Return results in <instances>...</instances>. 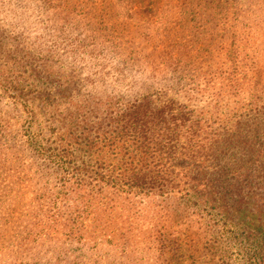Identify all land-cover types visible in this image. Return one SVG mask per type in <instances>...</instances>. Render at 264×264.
Returning a JSON list of instances; mask_svg holds the SVG:
<instances>
[{
	"label": "trees",
	"instance_id": "obj_1",
	"mask_svg": "<svg viewBox=\"0 0 264 264\" xmlns=\"http://www.w3.org/2000/svg\"><path fill=\"white\" fill-rule=\"evenodd\" d=\"M136 1L61 0L83 20L100 24L98 30L115 37L111 47L123 53L87 60V96L72 93L65 104L43 103L38 110L32 103L46 96L37 90L25 93L22 111L28 118L11 131L9 149L14 152L21 143V152L56 173L54 205L49 206L53 223L30 240L39 243L43 233L48 238L67 210L78 227L86 214L119 210L143 219L132 222V228L165 230L163 244L169 242L167 229L179 225L185 240L172 244L193 252L206 247L220 264H233L229 253L239 245L238 264H264V84L250 87L254 101L246 93L253 79L249 73L258 69L256 57L251 68H236L224 78V87L208 91L205 104L196 102L185 80L192 43L201 42L206 64L229 44L228 22L232 13L237 15L230 9L238 0H178L161 13V21L158 10L153 20L146 11L133 10ZM119 2L131 5L122 11L127 20L104 26L100 17ZM19 93L16 101L22 105L25 95ZM5 132L7 126L0 140ZM120 199L133 206L118 208ZM152 212L170 220L151 221ZM69 237H77L73 228ZM114 238L118 246L131 242L122 231ZM28 244L24 238L19 252L39 264Z\"/></svg>",
	"mask_w": 264,
	"mask_h": 264
},
{
	"label": "rangeland",
	"instance_id": "obj_2",
	"mask_svg": "<svg viewBox=\"0 0 264 264\" xmlns=\"http://www.w3.org/2000/svg\"><path fill=\"white\" fill-rule=\"evenodd\" d=\"M176 1L137 0L132 8L146 11L145 16L150 20L156 18L158 10L161 21V13L184 0ZM195 6L197 8L198 4ZM129 7L131 5L125 2L114 4L100 20L104 26L120 25L127 20L122 11ZM232 10L237 11V15L232 13L228 22L229 44L221 54L214 56L210 65L204 63L201 42L192 43V64L185 80L188 88L195 90L194 97L199 104L209 101L206 97L208 91L224 87V78L230 72L234 73L240 66L251 68L254 57L258 69L249 73L253 79L247 85V100H255L250 87L257 89L264 84V0H238L230 12ZM90 22L83 20L73 6L63 5L61 0H0V136L3 127L7 126L8 130L0 140V264H32V258L19 252L24 238L29 242L27 247L32 249L29 255L41 259L39 264H220L215 252L206 247L201 246L200 251L193 252L187 246L172 244L177 240L182 244L185 240L179 225L167 229L169 242L163 244L165 230L132 228V222L139 223L143 219L119 210L104 215L99 211L86 214L80 227L72 224L77 220L76 216L71 217V211L67 210L63 217L57 219L58 225L50 235L47 234L48 238L43 233L39 243L30 240L38 232H46L43 228L53 223L49 221V206L54 205L56 173L21 152V143L12 152L9 137L11 131L28 118V113L22 111L27 103L25 93L31 91L29 96H32V92L37 90L46 96V101L41 103L38 99L32 103L35 109L43 103L65 104L72 93L87 96L91 88L86 81L90 72L87 60L92 56L118 58L123 53L120 48L111 47L115 37L109 36L108 31L98 30L100 24ZM100 33L104 36L95 38V41L86 38L88 34ZM233 39L235 44L232 45ZM241 72L245 74L242 69ZM257 81L261 83L259 86ZM101 87L103 89V84ZM20 91L25 95V99L19 101L22 105L16 101L21 98L18 97ZM123 201H118V208L133 206ZM151 214V221L166 223L170 220L168 215ZM66 218L71 220L65 222ZM72 228L76 231V238L69 237ZM120 231L128 234L130 243L116 244L114 237L120 236ZM106 233L113 235L105 236ZM241 250L239 245L230 250L233 264H238L241 259Z\"/></svg>",
	"mask_w": 264,
	"mask_h": 264
}]
</instances>
